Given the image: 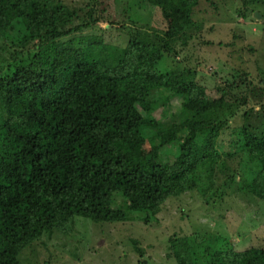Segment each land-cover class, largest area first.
Here are the masks:
<instances>
[{"label": "trees", "instance_id": "obj_1", "mask_svg": "<svg viewBox=\"0 0 264 264\" xmlns=\"http://www.w3.org/2000/svg\"><path fill=\"white\" fill-rule=\"evenodd\" d=\"M200 3L0 0V264H49L47 243L80 221L160 224L186 194L222 217L233 194L264 201V67L204 85L186 51ZM235 13L264 23V0ZM189 231L169 237L167 264H264L262 245Z\"/></svg>", "mask_w": 264, "mask_h": 264}, {"label": "rangeland", "instance_id": "obj_2", "mask_svg": "<svg viewBox=\"0 0 264 264\" xmlns=\"http://www.w3.org/2000/svg\"><path fill=\"white\" fill-rule=\"evenodd\" d=\"M243 1L201 0L195 8V19L203 20L205 27L186 51L192 64L201 68L198 70L199 79L209 89H213L233 68L256 72L258 62L264 67V23L244 21L236 15V6H241ZM150 18L151 26H165V20L158 9L154 10ZM105 25L101 24L102 27ZM114 40L122 41L117 37ZM207 41L213 44H206ZM220 41L225 42L226 46H220ZM154 54L157 55L158 51L154 50ZM255 76L258 77L257 73ZM179 104L180 100L174 99L173 105ZM137 150L141 151L138 155L144 160L150 155L148 145L138 147ZM228 202L229 206L224 209L223 217L218 210H207L197 194H186L171 200L165 206L166 209L159 216L160 224L146 225L140 221H130L98 227L80 221L75 233L71 234L73 239L55 234L47 243L53 254L48 263L137 264L140 259L144 264H167L169 237L176 233L177 228L181 230L182 226L185 230H190L189 233H201L205 230L230 236L240 250L264 246V201L248 200L239 194H233ZM181 216L185 218L184 221L180 219ZM132 239L139 240L140 246L145 248L144 258H139L133 252ZM48 251L44 253L43 250V254H40L43 256L39 258H49ZM24 262L37 264L33 260Z\"/></svg>", "mask_w": 264, "mask_h": 264}, {"label": "water", "instance_id": "obj_3", "mask_svg": "<svg viewBox=\"0 0 264 264\" xmlns=\"http://www.w3.org/2000/svg\"><path fill=\"white\" fill-rule=\"evenodd\" d=\"M255 16H256L258 19H261V16H260L258 13H256Z\"/></svg>", "mask_w": 264, "mask_h": 264}]
</instances>
